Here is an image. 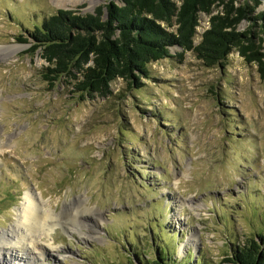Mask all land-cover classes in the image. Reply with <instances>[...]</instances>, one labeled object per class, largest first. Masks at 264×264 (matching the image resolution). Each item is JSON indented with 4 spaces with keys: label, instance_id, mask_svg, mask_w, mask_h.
Here are the masks:
<instances>
[{
    "label": "rangeland",
    "instance_id": "rangeland-1",
    "mask_svg": "<svg viewBox=\"0 0 264 264\" xmlns=\"http://www.w3.org/2000/svg\"><path fill=\"white\" fill-rule=\"evenodd\" d=\"M77 1L0 0V237L31 193L56 217L49 235L28 234L49 264H147L162 251L221 264L264 235L258 66L234 51L209 68L173 48L141 89L117 80L111 96L82 100L69 78L52 87L49 64L21 43L59 10L93 14L110 2ZM208 28L201 14L196 45Z\"/></svg>",
    "mask_w": 264,
    "mask_h": 264
},
{
    "label": "trees",
    "instance_id": "trees-1",
    "mask_svg": "<svg viewBox=\"0 0 264 264\" xmlns=\"http://www.w3.org/2000/svg\"><path fill=\"white\" fill-rule=\"evenodd\" d=\"M262 5L263 0H110L93 14L59 10L21 43L49 64L44 79L52 87L69 78L82 100L111 96L117 80L141 89L142 80L152 79L149 66L175 58L173 48L182 50L181 62L193 52L209 68L236 51L258 66L264 80ZM201 14L209 17V28L196 45ZM243 23L249 27L241 32ZM258 238L234 246L221 264H264V235ZM162 256L147 264H207L201 258L178 262L163 251Z\"/></svg>",
    "mask_w": 264,
    "mask_h": 264
},
{
    "label": "bare ground",
    "instance_id": "bare-ground-1",
    "mask_svg": "<svg viewBox=\"0 0 264 264\" xmlns=\"http://www.w3.org/2000/svg\"><path fill=\"white\" fill-rule=\"evenodd\" d=\"M57 2L58 4L64 5L67 0H57ZM79 2H81V0H79ZM74 3L75 2H73V4ZM16 49L17 48H13L12 50L16 51ZM22 202V207L20 210H17L19 213L18 220L15 229L11 232L12 234L7 236L1 235L0 237V264H16L18 262L19 264H49L47 259L48 255L46 253L47 250L44 248L43 250L40 249L37 246V239H35V237H28V234L34 236L39 230L43 231L42 233L45 235L53 232L57 223L55 222V226H51L47 223V220L54 221L56 217L53 216L51 211H48V213L42 212L40 208L42 206H39L31 193H26L23 196ZM41 212L44 216H42ZM17 245H19L18 248ZM34 249L37 250V252ZM184 249L183 247L182 252ZM17 250L20 254L15 252ZM11 252H15V254H11ZM36 254L40 257L36 256Z\"/></svg>",
    "mask_w": 264,
    "mask_h": 264
}]
</instances>
